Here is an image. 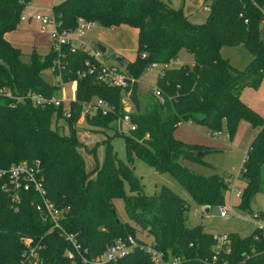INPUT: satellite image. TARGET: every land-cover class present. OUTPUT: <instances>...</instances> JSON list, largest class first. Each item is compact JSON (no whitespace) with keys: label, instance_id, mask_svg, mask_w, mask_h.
<instances>
[{"label":"trees","instance_id":"16d2710c","mask_svg":"<svg viewBox=\"0 0 264 264\" xmlns=\"http://www.w3.org/2000/svg\"><path fill=\"white\" fill-rule=\"evenodd\" d=\"M28 2L0 0V86L17 92L31 89L52 95L57 87L46 82L41 74L60 60L64 66L63 80L77 79V100L96 96L114 108L113 112L86 119V124L100 130L113 128L126 113L121 104L122 90L96 83L90 76H76V70L90 58L87 52L67 47L59 52L50 47L44 55L32 51L29 61L24 62L21 50L5 38L6 33L18 26ZM205 2L210 12L200 23L187 18L183 5L174 8L164 0H64L53 6L55 14H61L59 21L65 28H73L81 17L104 28L128 25L137 30L136 56L125 65L134 78L126 90L136 108V112H129L130 122L136 127L124 136L127 162L117 158L108 138L101 141L105 146L101 163H94L90 170L86 168L79 151L85 146L76 135L78 110L72 118L62 120L53 107L39 109L25 104L12 107L6 99H0V165L22 160L39 162L49 198L58 206L70 207L63 225L67 231L77 233L90 256L102 253L115 238L136 236L139 229L151 237L157 249L182 256V264H209L213 235L205 233L200 225H186L187 202L165 185L157 195L145 194L132 166L135 157L160 173L169 172L199 205L209 208L225 205L233 175H202L183 165V161H188L213 167L202 160V155L220 150L175 139L173 132L184 121L206 125L214 133L224 129L229 138L241 121L258 127L237 178L243 182L237 206L250 210V198L264 192V118L241 99L239 91L244 86L258 88L264 78V32L260 26L264 0ZM223 46L246 49L250 61L244 70L235 68L220 55ZM181 50L192 56L193 63L168 67ZM143 53L145 58L141 57ZM151 62L164 66L156 84L164 102L153 98L146 110L138 112L137 79ZM57 120L67 123L68 134L63 133ZM113 132L119 135L116 129ZM95 151L96 148L88 150L93 160ZM120 198L132 224L119 219L114 200ZM251 213L256 218L264 217V211ZM47 227L28 201L15 212L3 198L0 264L19 260L23 248L21 234L39 239ZM228 235L230 252L225 258L229 264H264V235L258 228L247 237ZM44 240V264H64L62 253L67 242L56 232L47 233ZM116 264L151 263L146 253L135 250Z\"/></svg>","mask_w":264,"mask_h":264},{"label":"rangeland","instance_id":"374dc122","mask_svg":"<svg viewBox=\"0 0 264 264\" xmlns=\"http://www.w3.org/2000/svg\"><path fill=\"white\" fill-rule=\"evenodd\" d=\"M51 1L52 0H29L23 11L47 9L50 7ZM164 1L174 8L183 5L185 15L194 23L204 21L209 14L204 10V7L208 5V2H205V0H184V2L182 0ZM30 6H34L36 9ZM5 38L13 46L21 50V60L24 62L29 61V56L32 51H37L44 55L48 52L50 47L49 38L38 32L37 24L27 25L25 23H19L16 29L6 34ZM83 40L86 42L87 46L90 47H96V44H103L106 47V52L104 54L108 64H116L117 57L124 58L126 61H133L136 56L138 45L137 30L128 25H120L111 28H104L96 25L85 32ZM220 55L228 59L229 63L239 70H244L250 61L249 54L243 46H223L220 50ZM192 63V56L185 50H181L177 58L171 60L168 67H178L181 64L190 65ZM163 67V65L157 68L147 67L137 79V94L140 101L138 112L146 110L149 103L154 98L152 92L157 84L158 74L160 70H163ZM41 76L48 83L55 81L51 77L49 69H45ZM259 86L258 89L253 86H244L240 88L239 91L241 99L253 110H257L264 118V79ZM71 87V84H66L64 86L65 90L69 91V93H71ZM57 95L60 96L59 93H57ZM121 104L125 112H136V108L130 97L122 93ZM56 124L63 127L64 134H68V125L65 121L57 120ZM77 128L76 135L79 141L85 146V148H80L79 151L84 157L88 170L94 167V163H101L105 147L101 141L108 138L117 158L127 162L128 157L126 154L124 136L130 135L128 124L119 125V122L116 121L113 128L100 130L85 123L77 126ZM113 129H116V134L119 135H115ZM258 130V127H252L248 122L241 121L233 136L228 138L224 129L221 135L215 136L214 132H212L208 126L187 120L179 124L173 132L174 138L183 143L199 144L220 149L219 151L207 152L202 155V160L213 167L197 165L188 161H183V165L202 175H211L215 173L222 176L233 175V181L231 183V187H233L232 194L228 193L225 200V205L230 208V213L225 217L220 216V206H212L206 212L205 207L197 204L180 186L172 174L169 172L160 173L154 166L135 157L132 160L134 174L140 179L145 194L157 195L160 192L161 186L165 185L184 199L188 204V211L186 213V225L188 227L200 225L202 230L208 234L219 235L224 233H235L240 237H247L257 228V224L264 225L263 216H261V218H255L251 213L254 212L257 214L258 211H264V192H257L250 198V210L241 209L237 206L239 198L235 196V192L241 190L243 187V182H239L237 178L240 175L245 152ZM91 148H96L94 160L92 155L88 152ZM124 191L125 194H130L127 184H125ZM114 208L121 221L132 224L124 210L122 198L114 200ZM136 236L151 240V237L147 236L145 231L141 232L139 229Z\"/></svg>","mask_w":264,"mask_h":264},{"label":"built area","instance_id":"2783aa9c","mask_svg":"<svg viewBox=\"0 0 264 264\" xmlns=\"http://www.w3.org/2000/svg\"><path fill=\"white\" fill-rule=\"evenodd\" d=\"M63 1L52 0L50 7L45 10L23 11L20 15L19 23L27 25L37 24L38 32L49 38L50 47L56 51L61 52L63 47H67L72 51L78 48L87 52L90 58L84 61V66L81 69L76 70V76L78 78L90 76L96 83L120 87L122 94L128 97L129 92L126 87L130 82L134 81V78L118 62L116 64H108L105 60L104 52L99 48L87 46L83 40V35L87 30L96 26L94 22L79 17L73 28H65L60 24L59 18L61 14H55L53 6ZM204 10L209 13L210 7L205 6ZM260 11L262 13L260 26L264 32V7L260 8ZM244 22L247 23L248 20L244 19ZM145 56L146 54H141L142 58H145ZM160 65L162 64L151 62L148 67L157 68ZM63 68L64 66L60 63V60L54 61L52 66L48 68L51 77L55 80L49 84L57 87L56 92L52 95L31 89L17 92L9 87L0 86V99H6L12 107L21 104L39 109L53 107L56 114L59 113V119L62 120L72 118L78 110V117L75 120L76 126L85 124L86 119L95 117L98 114L104 115L113 112V106L100 97L93 96L88 100H77V79L64 81L62 76ZM162 74L163 70H160L158 75L162 76ZM66 84H71V93L65 90L64 86ZM152 95L160 100L161 103L164 102L163 94L157 86L154 87ZM118 122L119 125L128 124L129 131L134 130L136 127L135 124L130 122L129 111H126ZM214 134H220V132H215ZM232 189L233 187H231L230 194H232ZM235 196L239 198L241 190H237ZM3 198L9 201L10 208L15 212L20 209L24 201H28L36 210L39 218L48 225L46 233L39 239H34L25 234L20 235L19 240L23 248L19 260L13 264H44L45 258L43 254L46 250L44 237L50 232H56L68 244L62 253L64 264H116L119 259L135 250H141L146 253L151 264H182L184 262L182 256H172L157 249L152 240L142 239L133 235L115 238L102 253L90 256L88 248L82 246L79 242L77 233L67 231L63 225V221L67 219L69 214L70 207L58 206L49 198L45 187L43 169L38 161L22 160L11 162L6 166L0 165V204ZM229 213L230 208L227 205L220 206L221 217H225ZM253 217L256 218L255 215ZM257 228L264 235V225L257 224ZM213 240L214 242L211 246L212 257L209 260V264H229L225 258V255L230 252L229 235L226 233L213 235Z\"/></svg>","mask_w":264,"mask_h":264},{"label":"water","instance_id":"95a60500","mask_svg":"<svg viewBox=\"0 0 264 264\" xmlns=\"http://www.w3.org/2000/svg\"><path fill=\"white\" fill-rule=\"evenodd\" d=\"M96 47L99 48L102 52H105V46L101 45V44H96ZM116 61L122 66L125 67L126 63L124 62V60L120 57L116 58ZM209 210V207L206 206L205 207V211L207 212Z\"/></svg>","mask_w":264,"mask_h":264},{"label":"crops","instance_id":"0c3cea01","mask_svg":"<svg viewBox=\"0 0 264 264\" xmlns=\"http://www.w3.org/2000/svg\"><path fill=\"white\" fill-rule=\"evenodd\" d=\"M31 8H33V9H36V7H34V6H30ZM48 9V8H47ZM36 10H38V9H36ZM41 10V9H40ZM45 10V9H44ZM7 34V33H6ZM6 34H5V36H6ZM103 45V44H102ZM104 46V45H103ZM105 52H106V47H105ZM104 52V53H105ZM123 60H124V62L126 63V60L124 59V58H122ZM264 79V78H263ZM262 79V80H263ZM262 82V81H261ZM260 87V86H259ZM256 89H258V88H256ZM153 96V95H152ZM245 102V101H244ZM256 112H258L257 110H255ZM259 113V112H258ZM260 114V113H259ZM261 115V114H260ZM222 134V132L220 133V134H214L215 136H218V135H221ZM228 137V136H227ZM229 138V137H228Z\"/></svg>","mask_w":264,"mask_h":264}]
</instances>
